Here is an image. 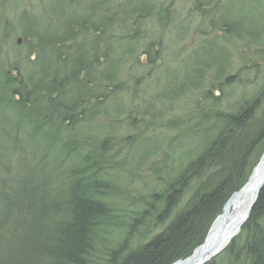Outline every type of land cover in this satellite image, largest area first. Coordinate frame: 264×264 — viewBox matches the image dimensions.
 I'll use <instances>...</instances> for the list:
<instances>
[{
    "label": "rangeland",
    "instance_id": "rangeland-1",
    "mask_svg": "<svg viewBox=\"0 0 264 264\" xmlns=\"http://www.w3.org/2000/svg\"><path fill=\"white\" fill-rule=\"evenodd\" d=\"M155 2L167 12L164 9L163 13H156V7L143 20L137 32L140 43L133 55L116 53L117 66L112 45L109 58L104 56L108 49L105 41L101 50L88 53L98 70L112 78L114 88L109 92V83L103 82L109 96L105 102H98L95 109L99 112L92 121L84 120L81 123H88L75 130V127L61 129L63 138L72 142L76 153L65 161L61 160L64 154L58 152L45 156L32 148L27 137L15 138L16 123L9 127L10 118L0 117V180L14 174L20 177L31 174L38 179L48 175L55 180L49 184L62 193L69 185L67 180L71 181L65 167L87 155L101 162L102 171L97 177L111 191L109 197L115 213L110 215V225L101 233L98 247L115 246L132 226L138 228L132 241L134 246L160 231L161 225L151 223L149 218L142 225L133 221L152 193L162 192L185 165L184 160L191 159L213 135L216 130L213 111L235 112L255 95L264 108V0ZM77 7L71 0H0V79L2 55L8 62H14L13 58L22 52L17 47L26 44L30 50L21 54L20 66H24L38 43L34 39V43H28V39L18 42L22 31L17 24L23 12L32 16L37 13L41 24L45 23V16H50L51 23L60 27L65 11ZM29 24L31 21L25 22L26 26ZM183 24L186 27L176 30ZM145 31L153 43L149 46L151 62L142 54L147 44ZM206 41L211 43L205 44ZM51 57L54 58L52 53ZM157 57L160 59L155 63ZM101 143L103 152L99 148ZM263 149L264 141L247 161L253 164ZM158 201L161 205V200ZM23 236L19 231L13 234L0 227V264L24 262ZM245 238L242 232L238 233L206 264H249L241 248ZM229 246L231 251L237 247V256L227 254ZM99 255L95 264L104 261V256Z\"/></svg>",
    "mask_w": 264,
    "mask_h": 264
},
{
    "label": "trees",
    "instance_id": "trees-1",
    "mask_svg": "<svg viewBox=\"0 0 264 264\" xmlns=\"http://www.w3.org/2000/svg\"><path fill=\"white\" fill-rule=\"evenodd\" d=\"M77 1L87 6L65 11L60 27L51 23L50 16L40 25L44 32L33 18L19 21L25 38L37 39L35 47L40 50H45L43 43L58 44L55 58L52 63L44 56L36 58L29 63L26 76L14 68V78L2 72L0 80V86L8 87L18 78L12 86L19 97L15 105L0 107V117H9L8 123L17 125L13 130L15 138L27 137L32 148L45 156L52 152L64 154L62 161L76 149L63 138L61 129L76 128L78 123L82 126L88 122H81L91 121L99 111L90 98L97 96L98 100V79L103 76L96 73V62L86 56L88 51L80 52L78 42L90 30L113 39L114 25L126 29L121 18L123 10L133 8L129 2H124L122 9H113L105 4L97 8L86 0ZM135 9L136 13L145 14L142 6ZM26 21L31 24L26 26ZM133 25L139 28L141 23L133 19ZM49 34H61L62 39L56 41ZM126 38L115 39L122 43ZM67 40L72 44L66 45ZM96 50L99 46L93 51ZM81 70L88 73L81 76ZM103 97L98 101L104 102L106 94ZM257 97L246 101L237 112L221 116L218 113L220 125L204 141L203 148L184 160L185 165L168 186L158 194L152 193L146 206L138 210L134 224L142 225L149 218L161 228L152 238L135 246L132 241L138 228L132 226L115 246L98 247L101 233L110 225L109 217L115 210L110 202L111 191L97 177L102 171L101 162L89 155L65 167L71 181L67 180L69 185L62 193L49 184L55 180L48 175L38 179L31 174H14L0 180V227L13 234L24 233L21 250L26 256L19 264H95L99 254L104 256L102 264H170L190 255L203 243L210 225L228 198L246 182L254 166L247 158L264 141V108ZM103 145H99L101 151ZM242 235L246 238L241 248L248 263L264 264V185L242 227ZM234 248L231 251L229 246L227 250L235 257L238 252Z\"/></svg>",
    "mask_w": 264,
    "mask_h": 264
},
{
    "label": "bare ground",
    "instance_id": "bare-ground-1",
    "mask_svg": "<svg viewBox=\"0 0 264 264\" xmlns=\"http://www.w3.org/2000/svg\"><path fill=\"white\" fill-rule=\"evenodd\" d=\"M256 183L248 184L245 188L238 194H236L231 203L228 205L229 218H235L227 220V226L225 229H220L219 226L212 227L210 234L208 235L204 245L196 250V255L204 252L206 255L214 253L216 249L224 247L231 237L237 231V226H235L240 218V221L244 219L245 213L248 206V200L250 193H252L256 188ZM239 221V223H240ZM232 225L235 227L232 228ZM231 228V229H230Z\"/></svg>",
    "mask_w": 264,
    "mask_h": 264
},
{
    "label": "water",
    "instance_id": "water-1",
    "mask_svg": "<svg viewBox=\"0 0 264 264\" xmlns=\"http://www.w3.org/2000/svg\"><path fill=\"white\" fill-rule=\"evenodd\" d=\"M255 170L257 173L255 172L254 175L250 176L248 179V182H246V184L238 192L232 194V196L229 198V200L227 202V205L230 204L233 197L236 194L240 193L245 188V186L248 184H252L253 182L258 181L259 184H258V187L256 189V192H258L261 189V187L264 184V153H263V156H262L260 162L258 163L257 167L255 168ZM256 197H257V194L254 195L251 206L254 204ZM216 225L219 226L220 229H225V227L227 226V209H226V207L224 208L222 214L214 221L212 227H214ZM212 227L210 228L209 232H211ZM209 232H208V234H209ZM193 255L190 257V261H188L189 259L185 260V261H179L180 262L179 264H189V263L203 264L206 260L205 257L204 258H202L200 256L193 257Z\"/></svg>",
    "mask_w": 264,
    "mask_h": 264
},
{
    "label": "flooded vegetation",
    "instance_id": "flooded-vegetation-1",
    "mask_svg": "<svg viewBox=\"0 0 264 264\" xmlns=\"http://www.w3.org/2000/svg\"><path fill=\"white\" fill-rule=\"evenodd\" d=\"M166 12H167V10H166ZM116 37V34H115V36L113 37V39Z\"/></svg>",
    "mask_w": 264,
    "mask_h": 264
}]
</instances>
